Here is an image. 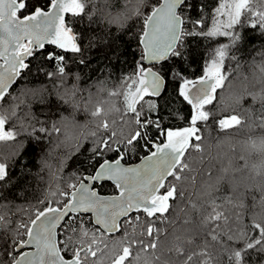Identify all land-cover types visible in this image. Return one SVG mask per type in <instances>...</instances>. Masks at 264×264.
<instances>
[{
	"label": "trees",
	"instance_id": "obj_1",
	"mask_svg": "<svg viewBox=\"0 0 264 264\" xmlns=\"http://www.w3.org/2000/svg\"><path fill=\"white\" fill-rule=\"evenodd\" d=\"M220 1L185 0L178 9L183 23L176 49L164 62L147 66L163 80L162 94L145 96L159 103L156 110L146 108L140 116L159 120L164 128L171 126L170 130L184 128L180 122L192 113L178 94L176 78L199 79L211 53L216 54V64L227 66L207 118L202 119L197 110V135L202 139L188 148L182 171L177 173L180 179L170 181L177 189L172 209L157 221L158 238H149L151 221L145 217L133 226L135 233L125 223L116 235L102 232L114 238L110 243L113 253L96 264H109L126 246L132 252L126 264H264V0H246L236 22L211 35ZM158 2L78 0L80 11L68 13L64 25L80 51L58 54L64 57V72L45 52L35 51L0 100L3 128L13 133L9 139L0 138V164L7 167V176L0 180V264L13 261L15 243L26 231L22 225H28L38 210L56 201L63 203L61 191L92 173L100 160L116 158V146L123 154L121 138L94 127L79 128L83 124L80 108L90 109L94 84L102 81L101 93L110 92L106 102L113 124L127 131L118 120L121 110L116 105L122 97L112 102V88L119 83L125 87L137 78L143 63L139 40L145 19ZM46 5L47 0H29L28 10ZM197 21L204 26L197 28ZM166 64L171 67L167 77ZM80 102L85 104L79 106ZM76 111L80 114L74 119L70 115L75 117ZM232 115L240 123L221 128L218 121ZM92 131L88 140L77 144L80 132L87 137ZM147 131L155 139L156 129ZM65 134L70 137L62 138ZM105 140L108 148L103 147ZM142 144L144 140L136 143L141 151ZM96 186L100 193L116 192L108 182ZM95 229L79 221L69 224L64 233L59 229L58 240L64 241L61 249L73 247L78 233L86 242ZM153 241L155 249L150 247Z\"/></svg>",
	"mask_w": 264,
	"mask_h": 264
},
{
	"label": "snow or ice",
	"instance_id": "obj_2",
	"mask_svg": "<svg viewBox=\"0 0 264 264\" xmlns=\"http://www.w3.org/2000/svg\"><path fill=\"white\" fill-rule=\"evenodd\" d=\"M10 3H15L17 9L8 20L10 29V34L7 36L8 46H5L4 43L5 32L0 28V98L7 94L8 87L14 82V78L20 76L23 70L28 67V63L22 57L34 54L32 51L33 38H35L39 49H45L46 46L52 45L60 47L63 51H80L79 46L73 42V38L68 35L64 28L63 16L58 18L59 22L56 25L55 33L51 36L48 33L52 24L47 19H40L42 16L46 18L51 14L50 10L56 7L57 0H47V9L33 6L34 10L28 12L27 15L23 13L28 11L29 0H10ZM245 5L246 0H231V3L221 4L217 13L221 16L227 14L231 22L235 23ZM162 10L163 7L157 11ZM62 11L76 13L80 11V5L76 0H67V3L62 5ZM157 11L145 19V24L152 26L151 33L147 30L143 33L146 53L150 47L159 50L160 24L153 25V17L157 15ZM2 22L0 20V24ZM203 26V21L196 22L197 28ZM253 26L258 27L256 24ZM217 31H219L218 28L213 29L210 34L215 35ZM220 34L228 35L226 32ZM25 36H27L26 41L24 40ZM11 43H15V47H11ZM223 54V51L218 52L221 57ZM47 57L50 62L59 63V71L64 72L62 63L64 57L56 53H48ZM145 59H147V55ZM150 71L147 66L141 63L138 69V72L144 74V79L140 80L141 85L146 83ZM170 73L171 67L168 66L164 76L167 77ZM153 75L155 76V73ZM205 79H214L208 95L203 100L193 101L188 95V86ZM222 80L223 75L220 66L213 62L207 67L204 75L196 81L178 82V94L185 99L192 109L187 126L182 129H166L159 120L149 123L137 113L141 130L137 132L132 141H129V144L134 145L140 140H144V146L149 154L142 157L140 162L135 165H125L122 161L127 155V149H124L123 154H121L120 146H116L113 151L117 152V158L115 160H100L101 162H99L94 174L89 175L87 179L81 178L78 184L70 185V191L61 193L64 197L63 203L56 201L49 203L42 210H38L28 225H22L26 231L24 238L15 243L13 251L18 252L15 264H46L45 256L51 255H55L56 258L47 261V264H83V259H87V255L95 258L97 252L91 246L87 249L77 247L69 256L67 247L61 249L64 241L58 240V229L64 233L68 225L75 221L83 224L85 215L89 216L87 222L95 226L97 231L116 234L121 232L125 222L130 224L133 218L139 222V214L143 213L144 217L151 221L147 228L149 238H158V229L154 231L157 221L159 218L167 217L177 196L176 186L170 181L180 179L177 173L182 171L181 166L188 148L194 142H199L202 139L201 136L197 135L199 129L196 125L199 121L196 110L197 108L201 109V118H207V114L202 110L203 106L214 99L216 89L221 86ZM152 86L157 87L155 82ZM145 94L159 97L162 91L152 92L151 89H145ZM239 123V118L235 115L218 121L221 128L232 127ZM150 127L156 129L158 137L163 140L162 143L149 136L147 130ZM11 136L12 134L3 128V121L0 120V138H11ZM103 147H109L108 140H105ZM169 150L172 153L171 156ZM97 154L100 155L99 152ZM6 176L7 167L0 164V180ZM109 181L117 190V194L101 195L95 184L97 182L103 184ZM255 227L259 228L258 225ZM261 231L264 232V229ZM150 247L155 249L156 242L153 241ZM26 248L29 250L26 251ZM82 252L87 253L83 259ZM131 255L130 247L126 246L120 255L115 257L113 264H126Z\"/></svg>",
	"mask_w": 264,
	"mask_h": 264
},
{
	"label": "rangeland",
	"instance_id": "obj_3",
	"mask_svg": "<svg viewBox=\"0 0 264 264\" xmlns=\"http://www.w3.org/2000/svg\"><path fill=\"white\" fill-rule=\"evenodd\" d=\"M225 2L231 3V0H221L218 3L217 9H219L221 4H223ZM217 9L215 10L216 12H215V18H214L216 20L215 21L216 26H213V28H211V29L213 30V29L218 28L219 31H221L222 29L220 27L229 26L232 24V22H231L230 17L227 14H225L223 16L219 15L217 13ZM214 61H216V54H214V53L208 54L206 64L204 67V73H205L207 67L210 65V63L211 62L213 63ZM219 66H220L222 75H226V73H227L226 64H222ZM204 73H203V75H204ZM136 77L137 78H134L125 87H123V86L121 87V85L119 83L118 86L116 84L115 87L112 88L115 90L114 91L115 96L112 95V98H113L112 102L115 101V103H117V98L119 99L120 97H122L121 104L119 103V106L116 105L121 110V112L119 114V115H121V117L118 116V120H121V123H120L121 125H123L124 127H128L127 131L121 130L119 127H116L113 124L114 123L113 121H115V119H114L113 114L109 113L110 112V106L106 102L108 99H110V92L107 90H103L101 93V90H102L103 86L105 85V83L102 81L94 84L95 85V92H94V96L92 97L93 101L91 102L92 104H91L90 109H86V108L81 109L80 108V112H81V114H83V115H81V121L83 122V124H81L82 126L80 125L79 128H82L85 130L86 129L92 130L94 127V128H97V130L109 131L110 137H112V138H121V140H122L121 146L124 145L123 146L124 149H127V155L125 156L126 162H128L129 158H130V160H133L132 158L135 157L139 152H141V149L138 148V146L136 144H134V145L129 144V141L133 140V138L135 137L137 132L140 131V128H141L139 123H138V125L135 124L136 121H138L137 113L139 112V114L142 116L143 113L145 112L146 108L156 110L158 107V103H159L158 101L154 102V99H152L151 97L144 98L145 96H151V95L145 94V89H150L149 86L147 85V83H145L143 85L140 84V80L144 79V74L142 72H139ZM176 80L178 82L179 81L183 82L186 80V78L178 77V78H176ZM187 80L190 81L188 78H187ZM107 86H109V85L107 84ZM189 87H190V85L188 86V88ZM123 95H124V97H123ZM103 96H105V102L103 101ZM123 98H124V100H123ZM97 99H99V100L96 101ZM143 102L145 104H143ZM84 104L85 103L80 102L79 106L80 105L83 106ZM130 104H131V107H130ZM208 107H209V103L205 104L203 106L202 110L204 113L207 112ZM133 109H135V111H133ZM200 111H201V109H200ZM79 114L80 113H78L76 111L74 113L75 117L72 115H70V116L75 119L79 116ZM0 118H2V117L0 116ZM144 119H146L149 123L151 122L150 116H146ZM198 119H200V118H198ZM66 120L67 119H65L64 121H66ZM2 121H3V119H2ZM187 123H188V120L187 121L182 120L180 122V124H182L183 127L187 126ZM75 124H76V122H75ZM105 124L107 125L106 127H105ZM75 127H77V126H75ZM75 127H74V129H75ZM170 128H172V127L171 126L167 127V129H170ZM8 132H10L13 135L12 131H8ZM119 132H122V136H119V134H120ZM92 133H94V131L90 132V134H88V136L85 137V136H82V134L80 132L79 135L77 136V138L79 137L77 144H80V142L83 139L88 140ZM67 137H70V136L67 134L62 136V138H67ZM5 139H9V138L6 137ZM153 140H159V142H161L162 138L158 137V134H157L155 139H153ZM115 143H117V141H115ZM142 145H143V147H142V151H143L145 149V146H144V144H142ZM146 152H147V150H146ZM70 190H71L70 187H67L64 190H62L61 193L68 192ZM86 222H87V220L84 223L89 224V226H92L90 223H86ZM137 223H138L137 221H135L131 224H128L125 222L126 226L124 224L123 225L129 229L130 233L131 232L135 233L136 227H133V226L137 225ZM19 233H22L21 229L19 230ZM78 234H77V237H75V239H74L75 240L74 242H78V244H79L78 248H81V249L86 248L87 249L89 246H91V248L97 252V256L95 258L91 257V255H87V253L82 252L81 253L82 259L85 255H87V259H83V264H96L97 261L104 260L105 258H108V256H110L113 253V251L111 249V245H110V243L114 240L113 237L105 236V235H103L102 232H99V231H97V229H95V232L93 234L89 233V235L85 238L86 242H84L82 233L79 235ZM114 259L115 258L112 257L111 260L109 261V264H113Z\"/></svg>",
	"mask_w": 264,
	"mask_h": 264
},
{
	"label": "water",
	"instance_id": "obj_4",
	"mask_svg": "<svg viewBox=\"0 0 264 264\" xmlns=\"http://www.w3.org/2000/svg\"><path fill=\"white\" fill-rule=\"evenodd\" d=\"M184 1L185 0H159L158 4L149 13L148 17L150 15H152V13L154 11H157L163 7V10L157 11V15L155 17H153V25H156L157 23L160 24L159 45H158L159 50H157V48L150 47L149 50L147 51V53L145 51V37H144L143 33L146 30L149 33H151L152 32V26L151 25H146L144 23L143 32H142L140 40H139L141 51H142V61L146 66H149V67L155 66V65H158V64L164 62L165 60L168 59L169 55L176 49L179 38H180L181 26H182V19H181L180 15L178 14V9L183 4ZM76 2L78 3V0H76ZM64 3H67V0H57L56 7L54 9L50 10L51 14L46 18L43 16L40 17L41 20L47 19L52 24V28L49 30V33H48L49 36H51L55 33L56 25L59 22V19H58L59 17L63 16L64 21H65L66 15L68 13H73L70 11L69 12L62 11V5ZM16 9H17V5L15 3H10V0H0V20L3 21L2 24H0V28H2L5 32V41H4L5 46H8V43H9V41L7 40V36L10 34L8 20L12 16V13ZM64 28L68 32V35H70L73 38V42H74V37H73L72 33L70 32V30L67 29L65 27V25H64ZM24 40L25 41L27 40V36L24 37ZM44 42L46 43L47 41L45 40ZM11 47H15V43H11ZM53 47H55V46H53ZM55 48L57 50L63 51L60 47H55ZM34 49L35 50H41L38 48V44H37L35 38H33L32 51ZM69 51H71V50H69ZM69 51H63V52H69ZM146 55H147V59H145ZM29 58H30L29 55H24L22 57V59H24L26 62H28ZM153 73H155V76L153 75ZM18 77L19 76L14 78V82L8 87L7 93L9 92L11 87L16 83ZM153 82H155L157 87L152 86ZM146 83L152 92H156L158 90L161 91L162 85H163V80L160 78V76L155 71L151 70L148 73ZM213 83H214V79H205V80H202L200 82L195 83L194 85H190V87L188 88L189 89L188 95L192 98L193 101H196L198 99L203 100L204 97L208 95L209 90L211 88V85ZM5 96L6 95H4L2 98H0V100H2ZM198 109L199 108H197V110ZM197 110H196V114L198 116ZM0 120H2V119L0 118ZM148 154H145L144 156H146ZM169 154H170V156L172 155L170 150H169ZM116 158L104 159V160H115ZM140 159H138L137 161H134V162H125L124 160L122 162L125 165H135V164L140 162ZM97 167H98V165L95 167V169L93 170L92 173L84 174L82 176V178L87 179V177L89 175L94 174ZM80 180L77 182V184L80 182ZM104 183H106V182H104ZM108 183L112 184L110 181ZM100 184L101 183H99V182H97L95 184V187L97 190H98V188L96 185H100ZM100 194L101 195H116L117 190L114 193H107V194L100 193ZM85 216H87V215H85ZM118 233H116V234H118ZM105 234L109 235V236L110 235H116V234H107V233H105ZM25 250L27 251L29 249L26 248ZM15 253L18 255V252H15ZM55 258H56L55 255L45 256L46 264H47V261L54 260ZM16 260H17V256H15V258L13 259V261L10 264H15Z\"/></svg>",
	"mask_w": 264,
	"mask_h": 264
},
{
	"label": "flooded vegetation",
	"instance_id": "obj_5",
	"mask_svg": "<svg viewBox=\"0 0 264 264\" xmlns=\"http://www.w3.org/2000/svg\"><path fill=\"white\" fill-rule=\"evenodd\" d=\"M47 7H48V5H46V6H44V7H42V8H45V9H47ZM32 10H34V9H31V10H28V11H25L23 14L24 15H26L28 12H30V11H32ZM35 51H42V52H45V54H46V56L48 55V53H56L57 55L59 54L60 55V53H63V51H60V50H57L55 47H53L52 45H48V46H46V48L45 49H41V50H33V52H35ZM48 58V57H47ZM149 68V67H148ZM150 70H153L152 69V67H151V69ZM154 71V70H153Z\"/></svg>",
	"mask_w": 264,
	"mask_h": 264
},
{
	"label": "built area",
	"instance_id": "obj_6",
	"mask_svg": "<svg viewBox=\"0 0 264 264\" xmlns=\"http://www.w3.org/2000/svg\"><path fill=\"white\" fill-rule=\"evenodd\" d=\"M146 150H147V149L145 148L143 151H146ZM147 151H148V150H147ZM141 155H142V154L139 152L135 157L132 158V159H133L132 161L137 160L138 158L141 157ZM33 211L35 212V210H33ZM139 215H140L139 219L144 217V214H143V213H140ZM135 221H136V219L133 218L131 223H133V222H135ZM131 223H130V224H131ZM128 224H129V223H128ZM58 231H59V230H58ZM60 231H61V230H60ZM77 247H79V244L76 242V243L74 244L73 247L68 248V249H67V251H68V255L70 256V255L74 252V249L77 248ZM62 248H64V247H62Z\"/></svg>",
	"mask_w": 264,
	"mask_h": 264
},
{
	"label": "crops",
	"instance_id": "obj_7",
	"mask_svg": "<svg viewBox=\"0 0 264 264\" xmlns=\"http://www.w3.org/2000/svg\"><path fill=\"white\" fill-rule=\"evenodd\" d=\"M162 141H163V140H162ZM162 141H161V142H162ZM140 153H141L142 155H144L145 152L141 151ZM145 154H146V153H145ZM128 162H133V161L130 160V158H129Z\"/></svg>",
	"mask_w": 264,
	"mask_h": 264
},
{
	"label": "clouds",
	"instance_id": "obj_8",
	"mask_svg": "<svg viewBox=\"0 0 264 264\" xmlns=\"http://www.w3.org/2000/svg\"><path fill=\"white\" fill-rule=\"evenodd\" d=\"M143 152H146V151H143ZM148 153H149V152L147 151L146 154H148ZM144 155H145V154H144ZM144 155H142L141 157H143ZM141 157H140V158H141ZM140 158H138V159H140ZM138 159H137V160H138ZM137 160H135V161H137ZM124 161H125V160H124ZM125 162H126V161H125ZM133 162H134V161H133ZM87 217H88V216H87Z\"/></svg>",
	"mask_w": 264,
	"mask_h": 264
},
{
	"label": "bare ground",
	"instance_id": "obj_9",
	"mask_svg": "<svg viewBox=\"0 0 264 264\" xmlns=\"http://www.w3.org/2000/svg\"><path fill=\"white\" fill-rule=\"evenodd\" d=\"M226 77V76H225ZM229 81V80H228ZM139 113V112H138ZM139 128V127H138ZM59 152V151H58ZM131 153V152H130ZM136 155V154H135Z\"/></svg>",
	"mask_w": 264,
	"mask_h": 264
}]
</instances>
